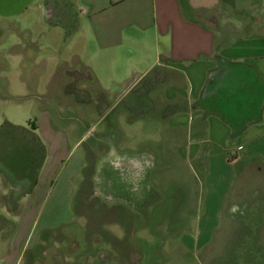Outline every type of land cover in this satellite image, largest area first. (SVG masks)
Listing matches in <instances>:
<instances>
[{
	"label": "crops",
	"instance_id": "obj_1",
	"mask_svg": "<svg viewBox=\"0 0 264 264\" xmlns=\"http://www.w3.org/2000/svg\"><path fill=\"white\" fill-rule=\"evenodd\" d=\"M34 21L46 32L32 35L28 26ZM9 25L27 30L20 40L3 44L17 46V55L38 49L63 55L47 78L48 88L63 68L73 66L87 73L86 87L75 92L84 96L78 99L58 79V95L73 96L70 100L77 101L80 115L89 108L102 122L120 105L121 117L134 126L156 121L160 135L154 146L167 162L158 166L170 165L171 159L175 162L171 165L188 166L201 186L193 238L197 245L209 243L219 229L224 205L247 196L248 186L259 188L258 197L264 198L260 192L264 191V0H0V31ZM94 82L97 89L89 90L87 83ZM118 83L123 85L121 90L106 91ZM40 94L51 95L50 89L34 94L43 103ZM32 124L43 156L35 164L30 191L14 193L20 194L19 209L10 211L3 204L15 216L6 237L0 226V264H25L26 250L38 246L40 239L51 238L57 225L70 221L68 213L67 218L45 219L34 226L39 205L48 206L46 197L41 198V186L66 141L63 128L54 123L44 104ZM90 130L81 132L75 143ZM116 130L110 123L96 137L102 139ZM126 138L140 139L129 131ZM142 140L146 144L126 150L127 155L148 153L155 164L147 145L150 139ZM32 147L34 157L41 148ZM26 174H20L22 179ZM26 183L22 181L23 188ZM64 200L63 206L69 196ZM263 207L252 211L260 215ZM260 224L263 230L264 222ZM254 241L264 256V242Z\"/></svg>",
	"mask_w": 264,
	"mask_h": 264
},
{
	"label": "rangeland",
	"instance_id": "obj_2",
	"mask_svg": "<svg viewBox=\"0 0 264 264\" xmlns=\"http://www.w3.org/2000/svg\"><path fill=\"white\" fill-rule=\"evenodd\" d=\"M9 26L0 31V219L7 220V224L0 220L2 234L6 237L11 233L8 224L13 223L15 216L5 210L3 204L10 211L19 209L20 194L14 196V193L27 190L35 175V164L41 157L40 149H36L38 153L34 152L32 157L29 146L25 144L34 139L31 135L26 133L22 144L12 137L11 130L6 132L5 129L11 124L19 126L21 131L27 130V122L39 116L41 104L49 107L54 123L63 128L66 147L41 186V198L46 197L45 205L48 206L40 208L39 205L37 214L33 216L34 226L45 219L67 218L71 213L67 224L51 231L52 241L48 243V240L43 239L42 242L40 239L38 246L24 252L25 264H264V256L254 245L255 239L256 242H264V229H259L260 222H264V211L260 215L252 211L257 206H264V198L260 200L258 197L259 188L248 186L247 196L229 200L220 215L219 229L207 245H197L193 238L196 237L194 229L200 200L197 195H201V186L193 180L188 166L171 165L175 163L172 159L171 166L169 163L165 167L158 166L166 160L162 158L158 145L154 146V140L160 135L156 121L154 124L149 119L147 124L134 126L121 117L120 105L102 122L89 108L81 116L77 101L70 99L73 96L76 99L84 97L77 93L83 91L81 87L87 73L73 66L63 68L54 76L52 88H48L47 78L59 66V58L63 55L60 51L46 49L17 55L14 53L17 46L3 44L20 40L27 30ZM28 29L32 35L46 32L36 21ZM58 79L65 81L68 89L77 93L72 97L59 96ZM97 85L95 82L87 83V88L97 89ZM121 88L123 85L118 83L105 89L114 93ZM49 89L51 95H38L43 103L34 95ZM90 97L93 99V92ZM110 123H114L117 130L102 139L96 137ZM89 127V133L75 143ZM128 131L140 139H127ZM146 137L150 139L147 145L156 158L155 164L141 182V191L133 192L131 186L123 182L120 174L105 161L111 158L113 145L117 151L120 149L129 154L126 150L141 148L146 144L142 140ZM22 172L27 173L26 179L20 176ZM23 180L27 182L24 188ZM233 195L230 193L231 197ZM68 196L70 201L63 206V200ZM230 201L238 204L231 205ZM125 220L129 222L128 228L124 227ZM85 234L87 238L92 236L97 245V250L87 256L81 250ZM122 238L130 246L126 252L118 253L120 247L117 243ZM190 238L193 242H189ZM203 241L199 240V244ZM30 253L29 258L27 255Z\"/></svg>",
	"mask_w": 264,
	"mask_h": 264
},
{
	"label": "clouds",
	"instance_id": "obj_3",
	"mask_svg": "<svg viewBox=\"0 0 264 264\" xmlns=\"http://www.w3.org/2000/svg\"><path fill=\"white\" fill-rule=\"evenodd\" d=\"M110 159L105 162L117 173L123 182L131 186V191L140 192L141 182L149 168L154 166V158L148 153L129 156L117 151L113 145L110 149Z\"/></svg>",
	"mask_w": 264,
	"mask_h": 264
},
{
	"label": "trees",
	"instance_id": "obj_4",
	"mask_svg": "<svg viewBox=\"0 0 264 264\" xmlns=\"http://www.w3.org/2000/svg\"><path fill=\"white\" fill-rule=\"evenodd\" d=\"M83 68V67H82ZM84 70H86V69H84ZM87 71V70H86ZM99 94H101V91H99L98 92ZM9 125V124H8ZM27 130H24V131H21V128L19 127V126H14V125H9V127H7V129H5V131H8V130H11L10 132H12V134L14 135V136H12L13 138H16V140H18V141H20L22 144H24V140L22 141V139L24 138L25 139V137L24 136H26V133H28L29 135H31L34 139L32 140V141H29L28 143H25L27 146H29V148H30V152H32V149H33V145L34 144H37L38 145V147L40 148L41 147V157H40V159H39V162L41 161V159H42V156H43V147L40 145L41 143L39 142V140L37 139V138H35L36 136H35V133L33 134L32 133V130H34V127H33V124H32V122H27ZM25 129V128H24ZM39 162H38V164H39ZM38 166V165H37ZM34 183H35V178H33L32 179V181H31V183L29 184V187H28V189H27V193L30 191V189H31V187L34 185ZM79 204V203H78ZM101 207V205L99 206V208ZM73 214V213H72ZM97 215H98V213H97ZM98 219H99V215H98ZM97 219V220H98ZM121 219H122V217H121ZM0 220H2L1 222H5L6 224H7V220L6 219H0ZM122 220H124V218L122 219ZM125 222V223H124ZM63 225H65V224H67V223H62ZM123 224H124V227H129V222L128 221H123ZM10 227H9V229H11L12 228V224L10 223V224H8ZM60 225H57L54 229H56L57 227H59ZM12 230V229H11ZM11 230H9V231H11ZM93 234V233H92ZM8 235V234H7ZM6 235V236H7ZM87 236L88 235H86L85 234V240H84V244H83V248H81V250L82 251H84V254L87 256V255H91V254H93L94 253V251H96L97 250V245L92 241V236H89L88 238H87ZM100 237V236H99ZM52 238H49L48 239V243L50 242V241H52L51 240ZM101 240H104V238L103 239H101ZM117 245H118V247H120V249L118 250V253H120V252H126L127 250H128V248H129V246H130V244H129V242L127 241V240H125V238H122V239H120L119 241H118V243H117ZM128 246V247H127ZM25 255H26V253H24ZM27 256H29V255H27Z\"/></svg>",
	"mask_w": 264,
	"mask_h": 264
}]
</instances>
